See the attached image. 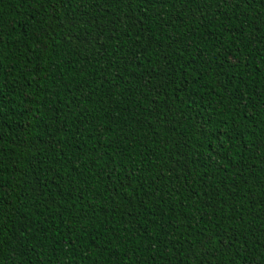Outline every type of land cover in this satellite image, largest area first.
<instances>
[{"label": "trees", "instance_id": "1", "mask_svg": "<svg viewBox=\"0 0 264 264\" xmlns=\"http://www.w3.org/2000/svg\"><path fill=\"white\" fill-rule=\"evenodd\" d=\"M0 264H264V0H0Z\"/></svg>", "mask_w": 264, "mask_h": 264}]
</instances>
